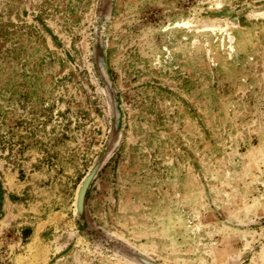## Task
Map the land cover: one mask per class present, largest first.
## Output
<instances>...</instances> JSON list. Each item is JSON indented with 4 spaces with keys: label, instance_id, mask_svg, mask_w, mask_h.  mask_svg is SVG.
Masks as SVG:
<instances>
[{
    "label": "rangeland",
    "instance_id": "obj_1",
    "mask_svg": "<svg viewBox=\"0 0 264 264\" xmlns=\"http://www.w3.org/2000/svg\"><path fill=\"white\" fill-rule=\"evenodd\" d=\"M0 264H264V0H0Z\"/></svg>",
    "mask_w": 264,
    "mask_h": 264
}]
</instances>
